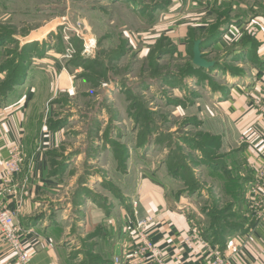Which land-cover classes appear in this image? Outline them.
<instances>
[{"label":"rangeland","instance_id":"rangeland-1","mask_svg":"<svg viewBox=\"0 0 264 264\" xmlns=\"http://www.w3.org/2000/svg\"><path fill=\"white\" fill-rule=\"evenodd\" d=\"M204 1L199 26L197 0H0V98L35 88L31 128L53 140L47 147L39 138L36 149L62 188L46 209L60 232L82 228L86 202L127 205L133 172L174 176L183 167L182 182L192 177L200 187L187 193L197 224L207 230L233 220L225 214V178L245 159L220 155L218 102L244 95L235 90L244 89L239 63L247 56L240 18L213 8L208 20ZM218 32L201 49L215 62L203 70L193 63L194 42ZM253 55L262 58L255 47ZM254 82L264 86V74Z\"/></svg>","mask_w":264,"mask_h":264},{"label":"crops","instance_id":"crops-1","mask_svg":"<svg viewBox=\"0 0 264 264\" xmlns=\"http://www.w3.org/2000/svg\"><path fill=\"white\" fill-rule=\"evenodd\" d=\"M197 1L198 12L193 20L200 26L205 21L204 12L203 17L200 16L205 1ZM206 3L208 20L213 8L227 11L232 21L235 17L240 18L235 25L240 29V41L243 39L240 52L247 56L239 63L247 72L244 82L240 83L244 89L235 90L245 91L244 95L232 94V100L228 96L218 102L224 112L222 126L217 131L223 138L220 155L227 162L236 153L245 159L237 166V174L225 179V182L237 184V194H231L228 202L236 206L230 209L231 223L238 221L243 229L225 234L222 245L213 243V238L205 234L210 229L205 230L194 218L185 184L164 170H148L138 176L133 172L134 183L127 193V205L123 203L114 210H106V207L86 202L82 206L83 220L79 224L81 226L83 222L82 228L71 232L69 225L60 232V226L50 223L51 212L46 209L52 202H58L62 188L48 175L49 163L36 149L39 138L47 147L53 140L49 135L39 137L31 128V104H34L36 93L32 86L21 90L14 100L0 98V171L12 146H21L25 157L21 173L8 192L0 195V201L13 212L15 223L22 229V241L29 250L32 264H114L116 257L131 253L132 238L125 228L134 225L136 219L149 216L155 217L151 237L165 250L168 264H209L213 260V254L202 240H195L192 249L186 246V239L193 231L202 233L209 247L217 250V255L227 258L229 264H264V223L259 224L247 209L248 196L252 195L250 186L254 182L255 154L257 150H264V118L250 105V101L254 102L249 98H260L264 92V86L254 82L264 74L261 67L264 65V0H207ZM254 47L262 58L253 55ZM215 121L219 122V118ZM243 136H246L247 143L241 141ZM227 194L225 190L224 195ZM222 195L217 192L213 198L219 199ZM134 201L138 202L135 208ZM41 213L45 215L43 219L36 220ZM234 213H237L236 217ZM69 217L64 218L65 223L71 222ZM81 249L83 252L75 254ZM0 264H20L4 240L1 228Z\"/></svg>","mask_w":264,"mask_h":264},{"label":"built area","instance_id":"built-area-1","mask_svg":"<svg viewBox=\"0 0 264 264\" xmlns=\"http://www.w3.org/2000/svg\"><path fill=\"white\" fill-rule=\"evenodd\" d=\"M253 106L264 118V95L262 98H255ZM246 139V136H243L241 141L247 143ZM8 153V159L0 171V195L7 193L8 188L15 182L21 173L24 160L22 148L19 145L12 146ZM254 159V182L250 186L252 195L248 196L247 209L260 224L264 223V150H257ZM132 205L135 208L138 202L134 201ZM154 223L155 217L149 216L136 219L134 225L125 228L124 231L132 238L131 253L116 257L114 264H168L165 250L157 245L151 237V227ZM0 228L4 240L12 248L18 262L20 264H32L29 250L22 241L23 231L15 223L13 212L1 201ZM195 240H202L213 254V260L209 264H229L227 258L217 255V250L209 247L208 243L202 238V233L198 231H193L189 235L186 239V246L192 249Z\"/></svg>","mask_w":264,"mask_h":264},{"label":"trees","instance_id":"trees-1","mask_svg":"<svg viewBox=\"0 0 264 264\" xmlns=\"http://www.w3.org/2000/svg\"><path fill=\"white\" fill-rule=\"evenodd\" d=\"M221 34V32H218L217 34L213 35V36H210L206 39H201L203 42H202V45H201V49L203 50L205 47L209 46L211 43H213L215 37H217V35ZM195 43V42H194ZM251 45H254V42H250ZM203 70H206V69H203ZM237 154V153H236ZM236 154H233V155H236ZM217 164H219V162H217ZM226 161H225V166H226ZM216 164L214 165H211V168H215ZM183 170H185V168H179L177 170V173L174 175V177H177V178H181V173L183 172ZM232 175H230L229 177H231ZM228 177V178H229ZM228 178H225V179H228ZM181 180V179H180ZM182 181V180H181ZM230 181H227L226 183H229ZM183 183L185 184V187L187 189L188 192H191V193H196L197 191H199L200 187H196V180H193L192 177H191V181L189 182H186V181H183ZM229 184H231L230 186V189L227 190V192L231 195H236L237 194V184L236 183H232L230 182ZM96 202V201H95ZM99 205V204H98ZM216 205H217V201H216ZM105 207V206H104ZM236 206L234 203H229L227 202L226 204V208H225V214H226V217L229 216V219L231 220L232 217H230V215H232V212H230V209H234ZM237 214V213H236ZM234 213V216L236 217V215ZM219 218L218 219H223L219 214L217 215ZM227 221V222H225ZM231 221H228V220H223V227L221 228V225H217L215 224L214 226H212L211 228L209 227L208 229L210 230H207L206 234H207V237H211L213 238L212 242H216V243H221V245L223 244L224 242V235L225 234H232L236 231H239L240 229H243V225L241 223H238V221L233 224L231 223Z\"/></svg>","mask_w":264,"mask_h":264},{"label":"water","instance_id":"water-1","mask_svg":"<svg viewBox=\"0 0 264 264\" xmlns=\"http://www.w3.org/2000/svg\"><path fill=\"white\" fill-rule=\"evenodd\" d=\"M202 40H197L194 43V59L193 63L203 69H209L215 65V62H209L207 61L202 54L201 51V45H202Z\"/></svg>","mask_w":264,"mask_h":264}]
</instances>
